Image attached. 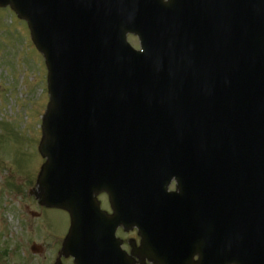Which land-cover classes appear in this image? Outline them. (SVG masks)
Segmentation results:
<instances>
[{
	"label": "water",
	"instance_id": "water-1",
	"mask_svg": "<svg viewBox=\"0 0 264 264\" xmlns=\"http://www.w3.org/2000/svg\"><path fill=\"white\" fill-rule=\"evenodd\" d=\"M5 6L27 22L48 71L35 197L70 216L61 254L88 264L99 253L85 235L119 225L142 237L171 233L169 213L149 211L142 187L182 134L191 159L223 171L210 177L218 198L202 197L183 255L148 253L159 264H194L195 254L197 264H264V0H0ZM126 33L138 36L142 53ZM240 121L246 139L234 133ZM234 169L248 183L225 174ZM120 171L138 180L137 219L118 204ZM101 192L110 217L94 199Z\"/></svg>",
	"mask_w": 264,
	"mask_h": 264
},
{
	"label": "rangeland",
	"instance_id": "rangeland-1",
	"mask_svg": "<svg viewBox=\"0 0 264 264\" xmlns=\"http://www.w3.org/2000/svg\"><path fill=\"white\" fill-rule=\"evenodd\" d=\"M127 40L138 49L137 38ZM46 75L26 23L8 6L0 8V264H48L69 230L67 212L42 207L35 197L45 161L38 144L49 97ZM97 200L109 209L105 194ZM117 235H136V230ZM33 243L42 246V254L30 252Z\"/></svg>",
	"mask_w": 264,
	"mask_h": 264
},
{
	"label": "flooded vegetation",
	"instance_id": "flooded-vegetation-1",
	"mask_svg": "<svg viewBox=\"0 0 264 264\" xmlns=\"http://www.w3.org/2000/svg\"><path fill=\"white\" fill-rule=\"evenodd\" d=\"M118 230L127 232L119 227L115 235H112L111 242L109 240L106 245L108 251L102 258V261L106 264H119V262L121 264H159L148 253V249L157 257L160 256L161 252L170 255L185 249V243L177 242L176 235H155L150 238L149 235H145L146 237L138 235L137 231L136 235H117ZM144 238L146 240H143ZM40 251L43 253V248ZM58 252L54 254L48 264H74L72 258L60 257ZM91 261V259H88V264H92Z\"/></svg>",
	"mask_w": 264,
	"mask_h": 264
}]
</instances>
